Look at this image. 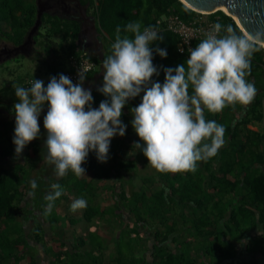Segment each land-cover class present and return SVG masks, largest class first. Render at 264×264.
Masks as SVG:
<instances>
[{
	"label": "trees",
	"instance_id": "trees-1",
	"mask_svg": "<svg viewBox=\"0 0 264 264\" xmlns=\"http://www.w3.org/2000/svg\"><path fill=\"white\" fill-rule=\"evenodd\" d=\"M81 6L86 7L87 13L92 16L96 26L97 38L102 41L104 49L102 56L99 57L92 47L81 46V33L83 18L77 16L65 17L60 13L50 14L46 17L44 12L41 17V24L48 23L47 28L41 31V25L33 35V40L43 43V38L53 42V36L59 34L62 39L70 41L61 45V51L56 58L51 61L49 73L51 75L70 69L69 56L85 48L98 65L101 64L103 55L111 53V44L115 40V30L117 25L121 26V34L123 35V26L129 21H140L142 28L144 26H154L158 32L164 37L163 41H155L158 47L166 48L167 57L161 58L154 53L153 63L159 70L156 79L164 81L165 67H175L183 64L187 59L188 53L178 51L179 37L172 31L158 29L156 18L165 13L177 12L184 19H192L201 13L185 4L182 0H78ZM38 4L37 0H0V42L7 40L13 45L23 44L34 26L37 18ZM219 17H213V20L219 21L222 25H231L238 34L247 36L239 27L232 16L219 9ZM49 21V22H48ZM200 40L195 42V46ZM258 51L253 53L251 58V71L246 79L254 83L257 93L251 101V105L245 112L239 113L244 105L236 104L225 107L218 113L208 112L205 110L206 120H215L224 126V144L218 150V153L203 163L195 171L177 172V173H161L156 171L155 175H147L144 177V183L138 189L132 188L130 193L127 190L118 189V196L114 207L118 209V217L123 216V212L127 213L128 221H124L125 225L121 227L117 241L127 237L126 227L132 224L138 233L133 236L135 239L137 250H133L129 255L118 244L116 255L110 257L109 262H104V251L100 253L93 250L83 248L86 244L85 236L77 238L73 249L61 250L55 253L54 260L50 264H149L145 254H139L142 240H146L151 245H146L152 257V264H210L208 258H220L216 260L225 261V264H235L232 261L236 251L233 246L229 250L220 246H215L219 242H223V237L230 234L234 238L250 237L255 244H263L264 236L260 233L253 235L252 231L259 227L264 233V140L257 133L251 131L248 124L251 121H261L264 117L262 106L264 98V46L257 44ZM92 71L88 76L92 75ZM28 77L42 79L41 77L26 75L16 76L5 84L0 86V107H4V112H9L10 117L3 121V125L7 128L9 125L15 124L14 116L10 112L11 107L16 102L14 95V85L23 87ZM97 88L93 89V107H98L101 100L105 97L99 93ZM188 91L192 89L189 86ZM140 102L137 97L129 101V104L122 109L121 119L128 125L126 136H117L113 138L110 145L109 166L106 163L97 161L95 154L90 152L87 161L82 165L86 169V175L76 176L72 179L71 171L62 178H58L59 183L66 182L69 189L75 191L77 196L87 199V206L84 210V218L88 222H92L93 218H102L107 215L108 208H102L96 204V198L99 195V185L97 184L95 175L100 177H109L113 169L118 171L125 169L132 172L136 169L137 163L134 158L125 157L126 142L138 141L140 138L133 130L129 123L132 117L129 115V107L135 106ZM11 107V108H10ZM47 111L45 105L40 118ZM127 112L128 114H126ZM0 112V116H3ZM8 120V121H7ZM7 121V122H6ZM11 121L12 123H10ZM9 122V123H8ZM14 129L9 133L0 132V264H10L12 261L19 263L26 257H29L25 264H43L39 258V252H34L36 246L42 245L46 247L47 241L51 239L48 235L46 222L51 225L54 230L60 223V217L55 212L56 205L62 200L68 201L66 190L63 189L61 197H59L48 219L44 221L35 217L31 211L34 208L29 206L25 199L33 192L37 197L41 192L40 189H31L30 182L34 179L32 172L41 160L28 151L26 147L23 150V157L17 158L14 154V144L12 136ZM3 136V137H2ZM37 140V139H34ZM36 148L34 153L42 150L43 146L34 143ZM135 147H133L134 149ZM137 152V157L148 161L141 153ZM12 157L9 162L2 161L1 158ZM16 157V158H15ZM91 174L90 178L88 175ZM117 182L124 186V174H114ZM49 179L50 177L47 176ZM42 180V179H41ZM50 180V179H49ZM133 177L128 179L132 183ZM157 183V184H156ZM212 189L213 191H210ZM50 190L49 186L44 187V191ZM45 192V194L47 193ZM45 196V195H44ZM26 205H22L23 202ZM95 202V203H94ZM37 206L41 213H45V205ZM175 203L181 204L182 207L194 206L196 212L194 216L197 220H189L186 215H182L183 227H187V222H193V230L199 231L205 236L207 233L216 235L219 239L205 245V249L190 241H179L177 234L179 233V221L175 214ZM112 208V206H110ZM113 207V208H114ZM24 212L27 218L34 217V224L31 229L27 228L25 221L19 220L20 210ZM35 210V209H34ZM54 211V213H53ZM56 213V214H55ZM177 215L178 212L176 213ZM186 219L187 222H186ZM149 228L150 233L144 237L142 231ZM184 228V230H185ZM188 229V227H187ZM190 230V229H189ZM132 232V231H131ZM185 241V242H184ZM94 243V241H92ZM50 246V245H49ZM43 248V249H44ZM193 248L197 250V259L193 256ZM74 250V251H73ZM44 252L49 255L50 251ZM64 256L66 260H64ZM204 258V259H202ZM247 264H256L250 261Z\"/></svg>",
	"mask_w": 264,
	"mask_h": 264
},
{
	"label": "clouds",
	"instance_id": "clouds-1",
	"mask_svg": "<svg viewBox=\"0 0 264 264\" xmlns=\"http://www.w3.org/2000/svg\"><path fill=\"white\" fill-rule=\"evenodd\" d=\"M123 33L117 25L111 53L101 60L102 84L96 90L105 99L98 107H93L91 89L83 86L87 76L81 65L76 83L60 73L50 76L46 85L34 78L29 87L13 86L17 99L10 112L15 120L12 143L17 158L41 137L38 119L46 105L43 161L53 166L57 178L69 171L78 177L86 175L82 165L89 153L106 163L112 139L125 136L128 125L121 119L122 109L137 97L140 102L129 107V123L140 139L132 149L147 158V165L161 173L190 172L198 162H207L218 153L225 142L224 126L206 120L204 112L218 113L229 105L251 103L257 89L246 77L253 53L259 50L258 41L217 21L195 47L187 49L183 64L163 68L161 83L152 79L159 75L154 53L161 58L168 53L154 42L164 37L154 26L142 28L138 20L127 21ZM30 187L37 188L35 179ZM62 193L58 182L50 184L44 196L46 212L52 211ZM86 206L87 201L79 197L69 208L76 212Z\"/></svg>",
	"mask_w": 264,
	"mask_h": 264
},
{
	"label": "crops",
	"instance_id": "crops-1",
	"mask_svg": "<svg viewBox=\"0 0 264 264\" xmlns=\"http://www.w3.org/2000/svg\"><path fill=\"white\" fill-rule=\"evenodd\" d=\"M50 2V5H48L46 7L45 3L42 1V4H43V13L45 12L46 13V17L49 16L50 14H54V13H60L62 15H64L65 17H74V16H79L81 18H83V25H82V33H81V37L79 40H81V46L83 47V44L86 46V45H89L91 43V39L89 38H86L85 34H84V31L85 30H88L89 32H93L92 34V40L96 43V47L98 50H100L102 48V51L104 49V46H103V43L102 41H100L97 36H98V33L96 32V26H95V23H94V20L92 19V16H90L87 11H86V7L84 6H81L79 3H78V0H49ZM62 3V7H57V4H60ZM37 4H38V0H37ZM89 21V23H87ZM49 22V21H48ZM41 25V31L45 30L47 28V25L48 23H45V24H40ZM40 27V26H39ZM35 34V33H34ZM33 34V35H34ZM33 35L31 37L30 40H27V42L21 44V45H18V46H15L14 47H4V48H1L0 49V54L1 56H4V58L0 61V62H3L5 60H7L8 58H13L15 57V59H17L18 61H24V60H28L27 62V66L31 69H36L37 72H38V76L41 77V78H46L48 77L49 75H51L49 73V68H51L50 64H51V61L54 60L56 58V55L61 51V45H65V44H68L67 41L69 42L70 41V38H68L67 40L65 39H62V36H60L59 34L55 35L52 37V39L54 40L53 42L51 41H47V39L43 38L44 42L43 43L41 41V38L39 39V42L37 44L36 41H34L32 38H33ZM5 43L7 44V40H2L1 44H4ZM7 46V45H6ZM14 52V53H13ZM8 55L10 57H8ZM24 63V62H23ZM101 65V64H100ZM8 73L3 77V80H4V84L3 86H5V84H7L8 81H10L12 78L16 77V76H19L18 73H16V69L15 68H11L9 69L8 68ZM15 74V75H13ZM44 75V76H43ZM102 75H103V71H102V68H100L99 70V65H98V69L96 68L95 72L90 75V76H87V79L84 81V87L85 88H90L91 91H93V89L101 86L102 84ZM153 80H158L156 79L155 76H153L152 78ZM159 82L163 83L162 81H160V79L158 80ZM142 95V94H141ZM4 107H0V112H3L2 114H6V115H10L9 112H5L4 113ZM11 108V107H10ZM126 114H128L127 112H125ZM129 117L131 118V115H129ZM41 120L38 119V123L40 125V130H41V137L40 138H37V139H40V140H43V137L46 135V130L43 128V118L41 117L40 118ZM5 122V120L3 119L2 121L0 122ZM8 121V120H7ZM6 121V122H7ZM10 123H12L11 121H9ZM8 122V123H9ZM14 126L15 124L13 125H9L7 126V128H2L0 129V132L1 133H9L10 131H12L14 129ZM117 137V136H116ZM114 137V138H116ZM137 154V152H135ZM111 163L109 161L106 162V165L109 166ZM49 166V170H53V166L52 165H48ZM117 169H113L112 170V174L115 172V174H118L119 171ZM110 175L109 178H111V181H112V176H113V179H115V175ZM124 174V173H123ZM132 172H126V176L128 179H130L132 177ZM91 174L88 175V177L90 178ZM98 175H95L94 176V179L98 180L97 181V184L99 185L100 187V184L99 182L101 180H103V177H99L96 178ZM87 177V175H86ZM127 179V180H128ZM117 179H115V182H114V187L112 186V184L110 185V187L108 188V186L105 187V189L109 190V193L111 194L112 198L114 199L111 204L107 205V206H101L102 208H108L110 206H115L116 204V200L118 197V190L117 188H115V186H121V183L119 182H116ZM113 183V182H112ZM115 183H117L115 185ZM112 187L115 188L114 191H112ZM101 189V187H100ZM100 189H99V192H100ZM67 191H71L68 187ZM210 191H213L212 189H210ZM70 193V192H69ZM74 195L76 196V198H79V196H77V194L75 193V191H73ZM104 194H106V192H104ZM30 198L31 200H37V195L35 196V194L33 192L30 193ZM67 196L69 197L68 193H67ZM99 196V195H98ZM101 196V195H100ZM108 196V195H107ZM85 199V198H84ZM87 201V199H85ZM71 199L70 197L68 198V201L66 202V204H58L60 207H62V209H66L67 211V220H68V223L72 224L73 222V219H74V214L76 215V212H72L70 211V208H69V205L71 204ZM88 202V201H87ZM175 211L176 213L178 212V214L182 217V215H186V217L190 220H197V218L194 216V213L196 212V209L194 206H191L189 205L188 208H185V207H182L181 204H177L175 203ZM32 208V207H31ZM56 209L58 210V207H56ZM118 211V210H117ZM119 213V212H118ZM38 214V212H37ZM44 215V221L48 219V216H49V212H45L43 213ZM36 215V214H35ZM65 215V213H64ZM77 216H79V218L85 220L84 218V211L82 214H77ZM83 218H82V217ZM125 216V217H124ZM128 214L123 212V216L121 218H119V222H123V221H128L127 217ZM37 218V216H35ZM179 219V233L177 234L176 237H178L179 241H190L192 243V245H195V243H197V241H201V243L203 242L204 246L207 245V244H210L212 243V241L214 242L215 240H217L216 238V235L214 236L213 234L210 235V234H206L205 236L201 235V233L199 231H191V227H193V222L192 221H189L187 222V227H183V218ZM42 218V219H43ZM176 218V217H175ZM186 219V220H188ZM65 221V220H64ZM86 221V220H85ZM93 221V220H92ZM48 222V221H47ZM46 222V226H47V229H48V235L51 234V239L49 238L47 241V244L50 245L49 248H48V245H46V251H50V248L52 249V254H50L49 256H51V259L49 262H45V264H50V262H52V260H54V257H55V253L56 252H59L61 250H67L68 248H70L71 250L73 249V245L76 243L77 241V238L80 237L81 235L82 236H86V233H87V224L84 223L82 226L78 225L77 228L79 229V231L83 232L81 235L78 234V236H75L74 234L72 235V237L69 239H63V238H60L58 239V237H60L59 234L63 233L66 228L62 227L66 224L63 223V221H60L59 224L56 225V227L54 228V230H51V225L49 223ZM88 222V221H86ZM103 223H105V220H102ZM75 223V222H74ZM106 226V225H105ZM75 226H73L72 228L70 227V230L73 231ZM185 228V230H184ZM259 228V227H258ZM147 229V228H146ZM149 229V228H148ZM190 229V230H189ZM260 230V228H259ZM78 231V230H77ZM148 231V230H147ZM261 231V230H260ZM101 234L102 232L99 231ZM252 237L253 235H256V234H259L258 232V229L257 230H253L252 231ZM250 237H248V239L246 237H242V238H234L232 237L230 234H227L223 237V242H219L220 245L224 246V248L227 250H229V248L231 246H233V249L236 251V255H234V257L232 258V261L233 263L235 264H247L249 263L250 261H254L256 262V264H264V243L263 244H255L254 242H252V238H251V235H249ZM89 237H92L91 235ZM58 239L59 240V244L60 246L57 248L55 245H54V240ZM91 243L90 245H88V247H85L83 246L84 249L86 250H90V249H94L95 251L97 250V244L94 240H90ZM94 241V243L92 242ZM184 241V242H185ZM87 243V242H86ZM201 245V244H200ZM38 248H34V252H41L42 251H38L39 248H42V246L38 245L36 246ZM201 247V246H199ZM44 248V247H43ZM194 249V248H193ZM105 250V249H104ZM74 251V250H73ZM39 255V258L41 259V255L40 253L38 254ZM48 256V255H47ZM110 257L107 258L106 260V257L104 258V262H109V259ZM198 259V256L196 257ZM204 259V258H202ZM210 259V258H208ZM42 260V259H41ZM64 260H66V257L64 256ZM226 262L224 261L222 264H225ZM210 264H215V263H210Z\"/></svg>",
	"mask_w": 264,
	"mask_h": 264
},
{
	"label": "rangeland",
	"instance_id": "rangeland-1",
	"mask_svg": "<svg viewBox=\"0 0 264 264\" xmlns=\"http://www.w3.org/2000/svg\"><path fill=\"white\" fill-rule=\"evenodd\" d=\"M57 7H62V3L57 4ZM219 14H220L219 12H213L212 14H203V16H204V19H211L213 17H219L220 16ZM87 23H89V21ZM84 34L86 35L85 36L86 38L91 39V43L89 45H86V46L83 44V47H85V48H87V47L94 48V50L96 51L97 55L99 57H101L103 51H102V48L100 50H98L97 47H96V43L92 40L93 32L92 31L89 32L88 30H85ZM1 42H2V40H1ZM1 42H0V49L4 48V47H6V48L14 47V45L11 42H9V41H7V44L5 43V45L1 44ZM8 57H10V56L8 55ZM3 58H4V56H1V54H0V61ZM27 62H28V60H24V61L20 60V61H18L17 59H15V57L8 58L7 60H5L3 62H0V86H2L4 84L3 77L8 73V71H9L8 68L9 69L15 68L16 69V73H18L19 76H26V75L37 76L38 75L37 70L29 68L27 66ZM100 68H101V65H99V70H100ZM97 69H98V67H97ZM13 75H15V74H13ZM250 105H251V103H249L248 105H244V107H242V109H241V111H239V113L245 112ZM11 107H13V105ZM262 111H263V115H264V98H263ZM8 117H10L9 114L8 115L4 114L3 116H0V121H2L3 119L4 120L8 119ZM248 127H249V129L251 131L257 133L264 140V117H263V119L261 121H251L248 124ZM2 128L5 129L6 127L3 125V122H0V129H2ZM128 136H130V135L127 134V136L125 135L124 137H128ZM35 141H37L38 145L43 146V140L37 139V140L31 141L27 145L26 149L28 148V151L31 152V154L33 156H35L37 159L41 158V160L37 163V165L35 166V168H34V170L32 172L33 178L37 181V188H38V190L40 189L41 192L39 193V196H38L37 200L35 199L33 201L28 196L25 199V201L27 203H29V206H31L32 208L35 209V210L33 209L31 212L34 213V215L36 214L35 216H37V218L39 220H43L44 219L43 218L44 214H42L41 211L39 210V208L36 207V206H37V204H38L39 207L43 206L42 202H46L44 200V195H45V192H47V191H44V187L47 188L49 186V183L50 184L51 183H57V182L59 183V181H57L58 178L55 176L54 171L48 169L49 168V166H48L49 164H47L46 162L43 161V157L46 155L47 149L43 147L42 150H39L38 153H34V149L37 146V145L34 144ZM126 143L127 144H126L125 147H127V148H125L126 154H124V155H125L126 159H127V157L134 158L136 160L137 167H136L135 170L132 171V173H133L132 174V177H133V180H132L133 182L132 183H129L127 181V179H128L127 176H126V172L127 171L125 169L120 170L119 173H124V180L126 179V181H123L124 182L123 183L124 184L123 187L122 186H117V187L115 186V188H117V190L119 188H123L122 190H127L130 193V190L132 188L138 189L139 187H141V185L144 183V177H146L147 175H155L157 170L152 168L150 165H147L148 161L144 162L143 159H139L138 160V157H137V155L135 153L137 151V149H135V148L132 149V143L131 142L127 141ZM21 157H23L22 154L18 158L21 159ZM1 159H2V161H5L7 163V162L10 161V159H12V157L1 158ZM203 163H204L203 161L198 162L196 169H198L200 166H203ZM113 174H115V172ZM47 176L50 177L49 178L50 180L47 178ZM99 177L100 176H97L96 178L99 179ZM109 177H103V180H101L99 182L101 189H100V192H99V196L96 198V204H99L102 207L111 204V202L114 200L112 198L111 194L109 193V190L105 189L106 186H108V188H109L111 184H112V186L114 185L115 179H113V176H112V181H111V178H109ZM71 178L75 180L76 175L73 174V177H71ZM116 182H117V180H116ZM59 184L62 186V188L64 190H66L65 193H68L71 201L76 198V196L74 195L72 190L71 191H67L68 185H67L66 182H64L62 184L59 183ZM116 184L117 183H115V185ZM113 187H112V191L115 190V188H113ZM104 192H106V194H104ZM25 201L23 202L22 205H24V204L26 205ZM66 202L67 201L64 199L59 204L60 205H62V204L64 205V204H66ZM56 207H58V210L55 209V212L58 214L57 216L60 217V221H63V223L66 224V225L62 226L64 228H66V230L63 233L59 234L60 237H58V239H60V238L67 239L69 237L71 238L73 234L75 236H78V234L81 235L83 232L79 231L77 226L78 225L82 226L84 223H86L88 229L86 230L87 233H86L85 239H86L87 243H86L85 247H88V245H90V243H91L90 240L91 239L94 240L96 242V244H97V250L96 251L94 249H90V250H93V252H97V253H100L101 251H104L106 260H107L108 257H112V256L116 255V250H117V245L118 244L129 255L132 254L133 250L138 251L137 250L138 246L136 247V245H135L136 241H135V239H133V236L136 235L138 233V231L134 227H132L131 223L129 224V227H126L127 228L126 232H124V234L127 237H125L123 240H119V242L117 241L118 236H119V231H120L121 227L125 225V223H124V221L123 222H121V221L119 222V218H121V216L118 217V211H117L118 209L116 207L112 206V208L111 207L108 208V211H107L108 214L105 215L102 218V220H105V223H103L102 220L99 217L93 218L92 222H86L85 220H83V219L79 218V216H77V214H82L83 211L85 210V208L77 210L76 211V215L74 214V216H73L74 219L72 221L73 222L72 224L68 223V220H67L68 219L67 218L68 214H67L66 209L63 210L62 207H60L58 204L56 205ZM185 208H188V205L185 206ZM22 211H23V209L20 210V213L18 215L19 220L20 221H25V223L27 225V228L31 229L33 224H34V217L30 216L29 218H27L25 216L24 212H22ZM37 212H38V214H37ZM53 213H54V211H53ZM64 213H65V215H64ZM173 215L179 221L181 216L177 215L176 211H175V214H173ZM181 218H184V217H181ZM183 221H185V220H183ZM73 226H75V227H74V229L72 231V230H70V227L72 228ZM186 226H188V225H186ZM147 230H149V229L147 228V229H144L142 231L141 235L143 237L147 233L148 234L150 233V231H147ZM99 231H101L102 234ZM191 231L194 232L193 229ZM90 235L92 237H89ZM58 239L53 241L54 245L57 248L60 246ZM144 239H145V237H144ZM216 241L218 242L219 239L215 240L214 242H216ZM141 242H142L141 244L142 245L145 244V246L140 247L139 254L140 255L141 254H145L149 264H152V260L153 259L151 257L150 251L148 250V248H145L147 244L148 245H151V244L149 242H146V240H142ZM195 244H197L199 246L200 244H203V242L201 243V241H197V243H195ZM214 245L215 246H220V243L214 244ZM40 246H42V245H40ZM202 247L204 249L206 248L205 246H202ZM221 247L224 248V246H221ZM45 248H47V247H45ZM48 248H49V245H48ZM44 249H43V246H42V248H39V250H38V251H42V253L41 252H39V253L41 255V259L43 261V264H45L46 261L49 262L50 259H51V256H49L50 254L47 256V254L44 252ZM197 250L198 249L194 248L193 251H192L194 257H197ZM217 258H220L219 254H216V257H212V258L208 259V261L210 263L222 264L223 261H221L219 259L216 260ZM28 259H30V258L26 257L24 260H21L19 263H16L15 261H12L10 264H25ZM198 259H200V258L198 257Z\"/></svg>",
	"mask_w": 264,
	"mask_h": 264
},
{
	"label": "built area",
	"instance_id": "built-area-1",
	"mask_svg": "<svg viewBox=\"0 0 264 264\" xmlns=\"http://www.w3.org/2000/svg\"><path fill=\"white\" fill-rule=\"evenodd\" d=\"M217 22V20L204 19L203 14L194 16L192 19H184L177 12L165 13L156 18V25L158 29H165L172 31L179 37V43L177 48H183L184 51L181 53H186L189 47H195V42L204 38V33L210 28L212 24ZM188 53V52H187ZM70 69L60 72L67 75L73 83L78 80L77 71L81 65L86 69V76L92 71H95L98 67L96 61L91 57L89 52L85 48L76 53H72L69 56ZM58 73V74H60ZM58 74H55L58 76ZM49 75L46 78H42L45 85L48 83ZM34 77H28L26 79V86H30L31 81Z\"/></svg>",
	"mask_w": 264,
	"mask_h": 264
},
{
	"label": "water",
	"instance_id": "water-1",
	"mask_svg": "<svg viewBox=\"0 0 264 264\" xmlns=\"http://www.w3.org/2000/svg\"><path fill=\"white\" fill-rule=\"evenodd\" d=\"M198 10L214 11L221 5L238 16L241 25L257 41L264 42V0H183ZM43 14L42 0H38L37 18L27 40L38 30ZM24 42V43H25Z\"/></svg>",
	"mask_w": 264,
	"mask_h": 264
},
{
	"label": "bare ground",
	"instance_id": "bare-ground-1",
	"mask_svg": "<svg viewBox=\"0 0 264 264\" xmlns=\"http://www.w3.org/2000/svg\"><path fill=\"white\" fill-rule=\"evenodd\" d=\"M182 1H183V0H182ZM183 2H184L185 4H187L189 7L193 8L194 10L199 11V12H201V13H212V12H215V11H217V10H219V9L223 10V11L226 12L228 15H230V16L233 17V19L237 22V24L239 25V27L244 31V33H245L248 37L253 38V37H252L249 33H247L246 30L243 28V26H242L241 23H240V20H239L238 16H236V15L233 14V13H231V12L228 10V8H227L226 5H221V6H219L216 10L210 12V11H206V10H205V11H204V10H198L196 7H193V6L190 5L188 2H186V1H183ZM253 39H255V38H253ZM255 40H256V39H255ZM258 43H260L261 45L264 46V42H262V41H258Z\"/></svg>",
	"mask_w": 264,
	"mask_h": 264
},
{
	"label": "flooded vegetation",
	"instance_id": "flooded-vegetation-1",
	"mask_svg": "<svg viewBox=\"0 0 264 264\" xmlns=\"http://www.w3.org/2000/svg\"><path fill=\"white\" fill-rule=\"evenodd\" d=\"M42 1L45 3L46 7H47L48 5H50V3H52V2H50L49 0H42Z\"/></svg>",
	"mask_w": 264,
	"mask_h": 264
}]
</instances>
